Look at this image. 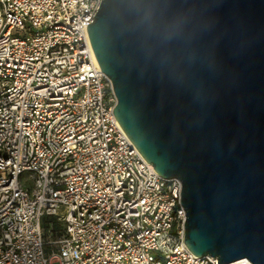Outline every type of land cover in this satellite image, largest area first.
Wrapping results in <instances>:
<instances>
[{
	"label": "built area",
	"instance_id": "1",
	"mask_svg": "<svg viewBox=\"0 0 264 264\" xmlns=\"http://www.w3.org/2000/svg\"><path fill=\"white\" fill-rule=\"evenodd\" d=\"M100 2L0 0V264H217L184 244L180 180L113 115Z\"/></svg>",
	"mask_w": 264,
	"mask_h": 264
},
{
	"label": "water",
	"instance_id": "2",
	"mask_svg": "<svg viewBox=\"0 0 264 264\" xmlns=\"http://www.w3.org/2000/svg\"><path fill=\"white\" fill-rule=\"evenodd\" d=\"M86 29L115 119L181 182L186 247L264 264V0H101Z\"/></svg>",
	"mask_w": 264,
	"mask_h": 264
},
{
	"label": "rangeland",
	"instance_id": "3",
	"mask_svg": "<svg viewBox=\"0 0 264 264\" xmlns=\"http://www.w3.org/2000/svg\"><path fill=\"white\" fill-rule=\"evenodd\" d=\"M21 182L23 183V184H25V185H28L29 183H30V181H29V179L27 178V175L26 174H24V175H22V177H21ZM46 253L48 252V248L46 247ZM52 264H59L57 261H53L52 262Z\"/></svg>",
	"mask_w": 264,
	"mask_h": 264
},
{
	"label": "trees",
	"instance_id": "4",
	"mask_svg": "<svg viewBox=\"0 0 264 264\" xmlns=\"http://www.w3.org/2000/svg\"><path fill=\"white\" fill-rule=\"evenodd\" d=\"M50 220L51 219L49 218H44V228L46 227L45 222L50 221ZM55 227H57L56 224H53V229H55Z\"/></svg>",
	"mask_w": 264,
	"mask_h": 264
},
{
	"label": "bare ground",
	"instance_id": "5",
	"mask_svg": "<svg viewBox=\"0 0 264 264\" xmlns=\"http://www.w3.org/2000/svg\"><path fill=\"white\" fill-rule=\"evenodd\" d=\"M241 261H245V260H240V261H237L236 263H238V262H241ZM246 262V261H245ZM247 263V262H246ZM247 264H249V263H247Z\"/></svg>",
	"mask_w": 264,
	"mask_h": 264
}]
</instances>
